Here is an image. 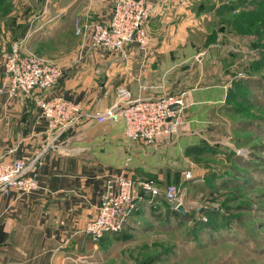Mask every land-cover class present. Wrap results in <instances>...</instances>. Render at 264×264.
Returning <instances> with one entry per match:
<instances>
[{"label":"rangeland","instance_id":"obj_1","mask_svg":"<svg viewBox=\"0 0 264 264\" xmlns=\"http://www.w3.org/2000/svg\"><path fill=\"white\" fill-rule=\"evenodd\" d=\"M70 1L1 0L0 62L13 42L22 40V51L51 61L72 35L81 36L69 13L62 27L71 32L33 25L41 11L54 12ZM244 1V7L225 10L224 4L237 0H190L197 25H189L186 44L168 62L174 64L172 77L161 86L159 96L183 94L186 108L177 133L153 151L147 147L146 168L161 172L162 188L177 185L181 205L193 216L183 222L128 220L106 264H264V6ZM238 79L245 82L243 97L228 100ZM192 90L198 102H191ZM210 171L218 174L212 185ZM142 176L156 179L151 171ZM211 207L226 214V228L193 235L192 219L210 218Z\"/></svg>","mask_w":264,"mask_h":264},{"label":"crops","instance_id":"obj_2","mask_svg":"<svg viewBox=\"0 0 264 264\" xmlns=\"http://www.w3.org/2000/svg\"><path fill=\"white\" fill-rule=\"evenodd\" d=\"M146 2L151 8L145 27L149 36L146 55L134 45L120 52L93 51L86 38L72 35L67 47L60 45L51 56L62 70L54 87L36 90L34 96L0 93V163L23 158L37 180V188L27 195L0 194V264H106L119 231L93 240L82 232V226L95 214L107 174L125 165L133 179L145 178L142 174L151 171L156 180H164L160 171L146 167L147 147L155 150L166 137L148 146L129 141L122 134L121 119L101 118L119 85L133 97H158L175 70L168 62H174V52L186 44L189 25H197L190 0ZM64 13L80 23L106 22L110 7L108 0H71L54 12L41 11L33 25L71 32L68 25L62 27ZM18 42L23 47V41ZM3 75L0 62V81ZM193 92L188 91L190 100L198 102ZM57 95L79 103L81 110L75 129L59 135L60 149L55 151L45 136V120L35 98ZM156 205L157 209L146 200L136 201L125 223L143 216L151 220L165 209L162 199Z\"/></svg>","mask_w":264,"mask_h":264},{"label":"built area","instance_id":"obj_3","mask_svg":"<svg viewBox=\"0 0 264 264\" xmlns=\"http://www.w3.org/2000/svg\"><path fill=\"white\" fill-rule=\"evenodd\" d=\"M108 3L110 15L106 22L80 23L76 20L75 33L86 38L93 51L120 52L125 46L134 45L139 53L146 55L149 37L145 27L151 13L150 5L146 0H108ZM1 65L4 75L0 93L4 92L8 97L34 96L36 90L54 87L62 73L56 63L30 51H22L19 42L11 43L2 54ZM35 102L39 115L45 120L44 133L51 142L50 148L57 151L60 149L59 135L77 126L81 105L59 95L47 99L36 97ZM185 108L183 94L133 97L125 86L119 85L113 103L103 110L101 118L108 121L122 119V134L127 140L151 143L159 137L177 133ZM30 168L23 158L0 163V194L27 195L34 191L37 180ZM159 198H164L174 209L182 203L177 185L168 184L162 188L153 178L133 179L125 172L124 165L105 177L95 214L85 221L82 232L93 240L104 233H116L136 209V201L155 204Z\"/></svg>","mask_w":264,"mask_h":264},{"label":"trees","instance_id":"obj_4","mask_svg":"<svg viewBox=\"0 0 264 264\" xmlns=\"http://www.w3.org/2000/svg\"><path fill=\"white\" fill-rule=\"evenodd\" d=\"M248 1H251L256 4L258 0H248ZM237 2L229 4V5L224 4L225 10H228L230 7H238V6L244 7V5L247 4L244 0H237ZM258 4H262V6H264V0H261ZM222 9H223V5L219 7L218 10L222 11ZM261 20L264 22V17H262ZM256 30H258V28ZM263 35H264V32L260 33L261 37ZM244 84L245 82L243 79L235 80V82H233V86L232 85L230 86V90L227 93L228 100L232 96H237L239 98L243 97V91L241 89L245 86ZM217 177H218V174L215 171H210L209 173H207L206 179H207V182L210 183L208 185H212L213 181ZM150 178H153V177H150ZM160 199H162V202L165 205V209L163 211L160 210L157 214H155V216L158 217L159 219L169 220V218H174V219H178L180 222H183L184 220L189 219L190 216H193L192 213L187 212L186 214H183L177 209L171 208L170 204L164 198H159V200ZM152 205H153V208H156L157 206L156 203ZM210 209L211 210L208 213H206L210 218H207L205 221H202L201 219H198V218H194V220L192 219L194 223L191 226L190 231L193 235H196L198 231L199 232L206 231V230H209V231L216 230L217 231L219 228H223V229L226 228L225 223L229 221L228 218L226 217V214L220 210H214L213 207H211Z\"/></svg>","mask_w":264,"mask_h":264},{"label":"water","instance_id":"obj_5","mask_svg":"<svg viewBox=\"0 0 264 264\" xmlns=\"http://www.w3.org/2000/svg\"><path fill=\"white\" fill-rule=\"evenodd\" d=\"M177 210L180 211V212L183 213V214H186V211H185V209L183 208L182 205H179V206L177 207Z\"/></svg>","mask_w":264,"mask_h":264}]
</instances>
